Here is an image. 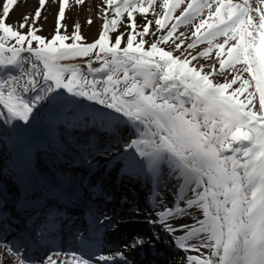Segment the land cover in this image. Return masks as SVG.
<instances>
[{
    "label": "snow or ice",
    "instance_id": "1",
    "mask_svg": "<svg viewBox=\"0 0 264 264\" xmlns=\"http://www.w3.org/2000/svg\"><path fill=\"white\" fill-rule=\"evenodd\" d=\"M183 2L104 0L110 14L102 16L98 39L77 43L82 36L76 25L69 44V37L59 34L67 0H62L51 40L37 34L40 8L18 25L9 24L17 0H0V121L29 124L60 90L119 114L136 130L126 145L135 152V169L158 184L167 165L178 183L176 202L169 207L160 198L162 210L152 223L162 225L178 248L199 253L187 257L189 264H264V0H191L171 30L146 40L167 28ZM158 8L164 9L162 18L149 19L150 10L161 16ZM139 18L146 22L138 23ZM180 23L195 27V39L185 43L184 32L173 39ZM150 26L158 27L150 33ZM77 57H88L87 71L69 62ZM23 76L28 78L21 83ZM192 209L203 218L173 227V219ZM178 231L183 235L176 236ZM0 243L16 258L7 264H32L22 243ZM142 244L136 240L131 247ZM201 249L208 250L207 256ZM61 255L71 256V264L125 260L123 252L99 254L95 261L83 253L53 252L40 264H69L53 258Z\"/></svg>",
    "mask_w": 264,
    "mask_h": 264
},
{
    "label": "rangeland",
    "instance_id": "2",
    "mask_svg": "<svg viewBox=\"0 0 264 264\" xmlns=\"http://www.w3.org/2000/svg\"><path fill=\"white\" fill-rule=\"evenodd\" d=\"M99 2V7H97V3ZM162 2V0H161ZM173 2H175V0H173ZM191 0H184V2L182 4H180L178 6V8L176 10H174V12L172 13V15L168 18L167 20V28L157 31L156 32V36H152V35H148L145 37L146 40L152 41L155 40L156 37L166 34V32L168 30H171V27L173 24H177V17L180 16V11L183 7H186V5L188 3H190ZM61 3L62 0H45V5L42 7L40 5V0H17L16 5L13 7L11 13H10V19L7 21L9 24H19L21 22H23L24 17L25 16H29L32 17L35 15V12L38 8L41 9V16L40 18L35 22V27L38 29V32L44 33L45 35L48 34H56V26H57V15L60 11L61 8ZM101 6H105V10H107V6L104 4V1L102 0H82V2H77V0H67V3L64 4V17L61 20V23L65 26L62 27L60 29L59 34L62 35H66L69 37L68 40L66 41H72L73 39L71 38L73 36L76 25H79V33L82 36V39H85L87 42L93 41L95 40L97 37H99L100 32L102 31V24L104 22V20L102 19V16L105 14L101 12L100 8ZM147 6V5H146ZM99 8V9H98ZM159 12H161V16H155L151 10L150 12L147 14L149 19H152L153 21L155 19L158 18H162L163 16V12L164 9L163 8H158L157 9ZM103 14V15H102ZM200 18H206V13L204 17H198L197 20L194 22V24L198 25L199 19ZM142 18L138 19V23H140V20ZM181 19H183L181 17ZM89 20L92 21V23H89ZM144 20V19H142ZM142 24V23H140ZM158 26H150L149 27V31L150 33L152 31H155V28ZM120 31H126L124 27H121ZM195 31V27L192 24H183L180 23L178 24V27L176 29V32L173 36V39L176 38V36L179 35V33L184 32L185 36L180 37V39L185 40V43L190 42L191 40L195 39V37H193L191 35V33ZM201 31H203V29H201ZM111 35L115 36V33H112ZM124 39L126 40V36L124 37ZM140 38L137 37V41ZM170 43V41H169ZM161 47H165L166 50L167 49V45L161 43L160 44ZM121 47H124V43L122 42ZM149 47L148 44H145V49H147ZM206 47V44H199L198 48H204ZM194 51V50H192ZM26 55V54H25ZM88 60L87 58H78L75 59V61L70 62V63H79L84 67V70L87 71V65H86V61ZM41 66V67H40ZM40 68L42 69V64H40ZM95 66H99V64L97 63ZM30 68V65L28 63L25 64V70L27 71ZM14 75H21L19 72H14ZM27 76H23L21 83H23L25 80H27ZM38 81H42V73L40 76H36L35 77ZM91 78V77H89ZM18 91H21L20 89H18ZM60 93H66L64 90H60ZM33 93L30 91L29 93L25 94L27 96L32 95ZM68 94V93H66ZM65 99H62V97H58V98H53L51 100H48L46 102H43L41 104V106L35 111L34 115H37L35 118L37 119H41L40 121L45 122L46 120H49L48 122H46V125L51 123V122H55L56 121V117L58 116V112H62L63 118L60 120L59 124L61 125V128L58 130H52L53 133L56 134V137H63L64 140L69 143L71 142L72 138L75 137V139L78 141V147H82L85 145H88L87 148L85 149L87 151V153L92 154L93 156H97V157H101L103 155V160H102V164H105L106 160L110 157L111 154L115 153L117 150L121 149V145L123 143H126V141L129 140V136L126 135H122L123 133L121 131H116V135H113L115 137L110 138L109 141V146H106L104 144H102V140H104V137L100 136L99 137V131L94 133V131L89 132V134H86V136L91 135L93 138V141L91 143H89L87 141V138L85 137H77L75 132H74V127H73V123L70 122L71 119L73 120H77L80 118V114L79 111L77 110V108H79V104H76L77 98L75 100V98L71 99V101L66 100L68 99L67 97H64ZM78 102V101H77ZM51 106L52 107V112L49 111L48 112V107ZM123 117L120 116L119 114H116L113 112V121H115V125L116 124H121V130H129L128 128V121L125 120L124 122L122 121ZM35 122H37V120H35ZM102 122V121H100ZM38 124H36V126H38L39 124H41L39 121L37 122ZM72 123V124H70ZM78 124H80L78 122ZM69 125H71L72 127H69ZM101 125H104V123H102ZM114 125V128H115ZM9 125L4 124L2 121H0V167L2 162L4 163L5 161V155H3L2 151H3V147L2 145H4L5 140L7 139V135L9 132ZM83 133V132H82ZM81 135V134H80ZM98 135V137H97ZM124 136V137H123ZM126 136V137H125ZM76 141V142H77ZM118 141V143H114ZM112 144H117L112 146ZM71 145V143L69 144ZM112 149V150H110ZM109 150V151H108ZM125 160V155L122 156V159L118 160L113 166L117 168V166L119 167V165ZM88 162V161H87ZM83 165H87L86 167L90 168L89 164L86 163H82ZM104 167V166H103ZM114 168V172L111 173H115V169ZM101 168L99 167H95L92 169L91 166V170H100ZM81 168H74V172L77 176V180L78 182H81V179H84V175L81 174ZM101 171V170H100ZM2 174V172H0V175ZM112 176V175H110ZM70 179L72 178V176L69 177ZM77 182V183H78ZM89 184L87 183L86 186H88ZM177 185V181H174L172 183V188L169 189V195L173 193L174 190V186ZM163 192L162 195L160 197H157V200L159 201L160 198H162L163 200H166L169 203H171L173 201L172 196H168L166 192H164V189L162 188ZM118 195V194H117ZM156 201V202H158ZM166 201H164L165 205ZM132 209L133 212L131 217L132 218H128L129 216L126 217V220L128 219H132L133 222H135L136 227L134 229H131L129 231V236L130 238L133 237H138V240L141 239V236L144 234H148V230L153 231L155 233V235L157 236H161L162 234H164V229L162 230L163 226L158 224H153V225H148V226H141V224H144L145 220L147 219H152L155 217V209H160V206L157 205V207L154 209L153 212H151L150 216H145L143 213L140 212V210H146L147 209V202H140L138 204L133 205L131 207H129ZM150 210V209H149ZM120 219V217H118V220ZM123 219H121L122 221ZM144 228V229H143ZM128 236V234H127ZM151 238V237H150ZM148 239H149V234H148ZM131 241V240H130ZM151 241V240H149ZM161 245V250L159 251V254L156 256L151 257L152 261H156L157 264H166L168 261H179V259H181V256L183 255L184 257H187L189 255L188 252H185L184 250L181 251V253H177V250L173 251V252H169L168 249L164 248V243L165 242H169L171 243L172 241L170 240V238H168L167 236H162L159 240ZM155 245V244H154ZM197 253V252H196ZM199 254V253H198ZM204 256H207L206 254H204Z\"/></svg>",
    "mask_w": 264,
    "mask_h": 264
},
{
    "label": "bare ground",
    "instance_id": "3",
    "mask_svg": "<svg viewBox=\"0 0 264 264\" xmlns=\"http://www.w3.org/2000/svg\"><path fill=\"white\" fill-rule=\"evenodd\" d=\"M100 1V0H99ZM102 1V0H101ZM104 1V0H103ZM100 5H99V2L97 3V7H99ZM102 8H104L105 9V6H101V8H100V10L102 9ZM99 9V8H98ZM110 14V12H109V10H106L105 11V14L104 15H109ZM103 15V14H102ZM146 21L145 20H140V23H142V24H144ZM98 67V66H97ZM34 114H35V112H34ZM37 115H33L32 116V118H31V121H30V123L29 124H24L23 122H19V121H17V122H14V126L13 125H9V132H8V135H7V138L8 137H10V133H12V137H23V136H25V133H28V132H34L35 131V124H38L37 122L39 121L40 123H43L44 124V126H42V125H38V126H36L37 127V131L39 130H42V129H44V127L45 128H47V130H48V128H49V126H45L46 125V123H44L43 121H40L41 119H37V118H35ZM105 118H110V116H105ZM35 120H37V122H35ZM15 124H16V126H15ZM17 124H19L20 126H21V132L19 133V134H14L13 135V131L12 130H16V129H18L19 127H17ZM96 126V125H95ZM15 127V128H14ZM97 127V126H96ZM104 130H106V128H104ZM93 131H97L96 129H94ZM103 133H105V132H103ZM112 133H116V130H111L109 133H106V135H105V137H104V140H102V144H104V145H106V146H109V141H110V138H113V137H110L111 135H112ZM9 139V138H8ZM8 139H7V141L5 142V144L6 145H9V141H8ZM131 139L132 138H130L129 139V143H130V141H131ZM13 140V139H12ZM12 140H11V142H12ZM114 143H118V141H116V142H114ZM114 145H117V144H112V146H114ZM36 146V145H35ZM42 147V146H41ZM55 149H56V147H55ZM110 150H112V149H110ZM59 152H62L63 154H65L66 155V152L65 151H63L62 149L61 150H58ZM109 151V150H108ZM98 156V155H97ZM95 157V156H93V157H91V159H90V165L92 166V169L93 168H95V167H99V168H101L100 170H91V172H90V174L87 176V178L85 179V181H86V183H96V186H97V188L100 190V192L102 193V192H111V194L113 195V193L115 192V191H117V187H114L113 186V184L111 183L112 182V180H111V176L110 175H112V173L111 172H114V168H116V167H114V166H111L110 168H108L107 170H105L104 169V165L105 164H102L101 162H102V160H103V155L99 158V157ZM49 158H50V160L51 161H55V160H57L56 159V154H50L49 155ZM108 160V159H107ZM107 160H106V162H107ZM105 162V163H106ZM58 163H62V167L64 168V169H66V171H68V170H70L71 169V167L72 166H67V165H65V164H63V162L62 161H58ZM128 164V163H127ZM42 166H44L43 165V163H42ZM121 174H122V176H121V181H119V184H122V183H124L123 181H124V179L126 178V177H130V178H132L133 179V181L135 180L136 181V179H135V177H134V175H128V174H126V173H124V172H121ZM101 177V178H100ZM163 178H164V182L162 183L163 184V186H162V188L164 189V192H166L167 193V195L168 196H173V197H175V195H176V190H177V185H175L174 186V190H173V193L172 194H170L169 195V189L170 188H172V183L174 182V181H176V179L174 178V177H169V175H168V171H164L163 170ZM99 179V182L97 181ZM137 181H138V179H137ZM69 185V184H68ZM81 187H82V189H84V187L82 186V185H80ZM95 186V185H94ZM124 188H125V186L124 185H122ZM70 187V186H69ZM65 188L67 189V190H69V188H68V186H65ZM71 188V187H70ZM135 190H137V187L136 188H134L132 191H131V195H130V199L132 200V202H135V200L137 199V194L136 195H133V193L135 192ZM69 194L73 197V193H72V191H70L69 190ZM99 194H97V195H95L92 199H91V201H96V198H99ZM118 202V201H117ZM105 204H107V205H113V203H112V201H106V202H104ZM101 203H98V205H100ZM118 204H119V202H118ZM130 204V203H129ZM120 206V204L118 205V207ZM117 207V208H118ZM116 208V209H117ZM140 212L141 213H143L145 216H150L151 214V212H148L147 210H140ZM111 214H112V212H111ZM22 215L24 216L25 215V213H23L22 212ZM195 218H203V215H202V212L201 211H199V210H196V209H192V210H190L189 212H187L184 216H182V217H177V218H175V219H173L172 221H171V224L173 225V227H178L179 225H181V224H185V225H189V226H191L193 223H194V219ZM110 220H112V221H115V215H113V217L110 219ZM109 223H110V221H108ZM119 229L121 228L122 230H124L125 228H124V226L123 225H120V224H118V226H117ZM177 234H179V233H181L180 231H178V232H176ZM183 233V232H182ZM148 234H149V239H148ZM147 235L146 234H144V235H142L141 236V239L140 240H142L143 241V244L142 245H137L135 248H133V247H131V249H132V251H131V253H128L127 252V248H130L129 246L134 242V241H136V240H138V237H132L131 238V241H130V244H128L127 243V247H124L123 246V242H121L119 245H116V249L115 250H117V251H121V252H123L124 253V256H125V258L127 259V260H131V261H133V264H137V260L139 261V257L137 258V251L140 249V251H145V252H148V250H146V247H147V245H150V244H155L154 245V247H155V251H157V252H159L160 250H161V245H159L160 244V242H159V240H160V238L162 237V236H156L155 234H150V233H148ZM163 235V234H162ZM165 235L167 236V237H169V238H172L173 239V241H175L174 240V237L172 236V235H170L168 232H166L165 233ZM151 237V238H150ZM149 240H151V241H149ZM122 244V245H121ZM1 245V247H0V259H3V260H5L6 261V264H7V262L8 261H14L16 258L14 257V256H11L10 254H7L6 253V251H5V248H4V245L3 244H0ZM137 248H139V249H137ZM183 249H178L177 250V253H181V251H182ZM156 252V253H157ZM186 252V251H185ZM201 252H203L204 254H208V250L207 249H201ZM149 253V252H148ZM155 253V254H156ZM188 253H190L189 255H191V254H194V253H196L195 251H188ZM151 254V253H150ZM59 260H67L66 258H64V256H60L59 258H58ZM140 262V261H139ZM122 263H124V260H123V262ZM38 264H40V263H38ZM69 264H71L70 262H69ZM150 264H151V262H150ZM166 264H189V261L187 260V257H184L183 255L181 256V259H179V261H168Z\"/></svg>",
    "mask_w": 264,
    "mask_h": 264
},
{
    "label": "trees",
    "instance_id": "4",
    "mask_svg": "<svg viewBox=\"0 0 264 264\" xmlns=\"http://www.w3.org/2000/svg\"><path fill=\"white\" fill-rule=\"evenodd\" d=\"M8 23V22H7ZM37 34L38 35H40V36H42V37H45V38H47V40H51L52 38H53V36H54V34H48V35H45L44 33H41V32H37ZM98 39V37L95 39V40H97ZM95 40H93V41H90V42H87L85 39H82L81 41H79V42H77V43H80V44H88V43H92V42H94ZM74 42V40H72L71 42L70 41H65V43H73ZM33 46L35 47L36 45H35V42H34V44H33ZM26 55H29V54H27V53H25ZM78 58H87V57H77L76 59H78ZM34 59V58H33Z\"/></svg>",
    "mask_w": 264,
    "mask_h": 264
}]
</instances>
